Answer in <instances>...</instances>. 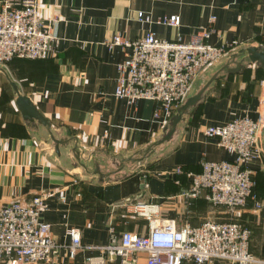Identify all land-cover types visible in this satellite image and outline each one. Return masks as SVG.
I'll return each mask as SVG.
<instances>
[{
    "label": "crops",
    "instance_id": "crops-1",
    "mask_svg": "<svg viewBox=\"0 0 264 264\" xmlns=\"http://www.w3.org/2000/svg\"><path fill=\"white\" fill-rule=\"evenodd\" d=\"M37 2L43 21L60 40L57 52L46 59L13 58L0 65V204L28 203L39 192L50 193L41 219L64 247L44 264H88L87 257L97 254L81 248L70 258L65 248L69 227L81 230L86 246L107 244L111 228L118 236L125 230L146 234L147 222L124 210L127 200L158 204L159 216L177 226L232 216L250 229V251L264 259V66L250 60L247 51L264 50V0ZM139 11L150 13L152 22L139 21ZM172 15L179 16V26L156 22ZM206 27L213 29L206 42L237 39L241 44L199 73L190 92L202 91L199 99L181 112L171 136L161 141L178 110L162 123L153 117L156 102L116 98V64L124 52L109 49L105 40L117 32L136 39L152 31L163 39L191 41ZM18 96L26 97L47 123L25 117ZM238 116L263 122V153L247 163L261 206L249 200L230 214L204 193L188 198L184 192L203 160L233 158L204 135L205 127ZM107 264H119L118 259ZM138 264H146L145 253L139 254Z\"/></svg>",
    "mask_w": 264,
    "mask_h": 264
},
{
    "label": "built area",
    "instance_id": "built-area-1",
    "mask_svg": "<svg viewBox=\"0 0 264 264\" xmlns=\"http://www.w3.org/2000/svg\"><path fill=\"white\" fill-rule=\"evenodd\" d=\"M139 21L152 22L150 13L137 12ZM214 16L209 21L212 22ZM179 26L177 15L156 20ZM211 27L205 28L197 40L183 41L179 36L167 40L152 31L136 39L121 32L105 40L109 49L119 47L124 58L116 64L117 75L113 95L136 103L141 99L156 102L153 117L167 122L190 96L192 84L199 73L238 48L241 42L212 44L208 38ZM59 38L41 15L37 0H0V65L13 58L45 59L57 52ZM264 91V79L261 80ZM263 110V95L261 98ZM264 111V110H263ZM261 120L248 116L231 118L222 125H209L204 135L233 155L230 160H203L200 171L193 173L184 192L188 198L204 193L213 205L223 206L233 214L249 200L254 207L261 202L253 191L254 179L247 163L263 153L260 143ZM48 192H39L30 202L14 200L0 204V264L50 263L64 245L57 242L50 225L41 219L47 209ZM64 201L63 195L59 196ZM124 210L147 222V233L125 230L118 236L111 228L107 244L83 245L81 230L68 228L67 254L74 258L86 248L97 254L87 257L88 264H138L139 254H146V264H181L183 260L205 263L223 260L234 264H264L250 251V229L232 218L203 220L197 226H177L174 220L162 219L159 206L145 200H127Z\"/></svg>",
    "mask_w": 264,
    "mask_h": 264
},
{
    "label": "water",
    "instance_id": "water-1",
    "mask_svg": "<svg viewBox=\"0 0 264 264\" xmlns=\"http://www.w3.org/2000/svg\"><path fill=\"white\" fill-rule=\"evenodd\" d=\"M247 51H248V58L250 60L259 61L264 66V50H258L256 47H249ZM201 92L202 91H199L196 94L188 97L187 100L180 106V108L178 109V113L172 119L170 129L164 135L161 141L167 140L171 136V134L176 128L178 121L181 119V112L185 111L187 107L193 105L199 99ZM17 102L25 117L36 118L43 124L47 123L46 119L39 112H37V110H35L33 106H31V104L29 103L26 97L18 96ZM263 110H264V91H263ZM262 134L264 136V128Z\"/></svg>",
    "mask_w": 264,
    "mask_h": 264
},
{
    "label": "trees",
    "instance_id": "trees-1",
    "mask_svg": "<svg viewBox=\"0 0 264 264\" xmlns=\"http://www.w3.org/2000/svg\"><path fill=\"white\" fill-rule=\"evenodd\" d=\"M45 59H46V58H45ZM38 60H40V59H38ZM262 68H264V67H262ZM262 79H263V78H262ZM262 79H261V80H262ZM261 80H260V81H261ZM189 186H190V185H189ZM189 186H188V187H189ZM254 190H255V188L253 187V191H254ZM254 192H255V191H254ZM201 194H202V193H201ZM198 196H200V194H199ZM239 222H240V221H239ZM241 223H242V222H241ZM242 224H243V223H242ZM243 225H244V224H243ZM244 226H246V225H244Z\"/></svg>",
    "mask_w": 264,
    "mask_h": 264
},
{
    "label": "rangeland",
    "instance_id": "rangeland-1",
    "mask_svg": "<svg viewBox=\"0 0 264 264\" xmlns=\"http://www.w3.org/2000/svg\"><path fill=\"white\" fill-rule=\"evenodd\" d=\"M192 90V89H191Z\"/></svg>",
    "mask_w": 264,
    "mask_h": 264
}]
</instances>
